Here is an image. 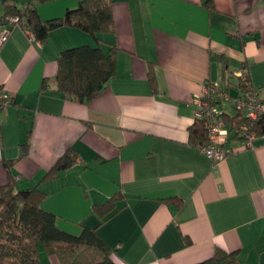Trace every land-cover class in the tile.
Wrapping results in <instances>:
<instances>
[{"label":"crops","instance_id":"obj_1","mask_svg":"<svg viewBox=\"0 0 264 264\" xmlns=\"http://www.w3.org/2000/svg\"><path fill=\"white\" fill-rule=\"evenodd\" d=\"M77 2L49 0L36 10L49 20ZM213 3L112 0L114 32L102 34V48L115 47L114 75L86 103L56 89V58L94 45L93 37L61 25L39 43L12 26L0 44V86L13 97L0 111V185L9 176L4 163L14 161L8 171L18 188L41 190L59 229L94 228L117 264H195L216 247L264 264V119L249 148L225 125L224 147L233 151L220 160L188 141L194 102L223 76L218 54L229 74L244 68L264 100V0ZM67 150L76 160L45 177ZM116 192L123 207L100 223L92 206ZM38 264L60 263L40 246Z\"/></svg>","mask_w":264,"mask_h":264},{"label":"trees","instance_id":"obj_2","mask_svg":"<svg viewBox=\"0 0 264 264\" xmlns=\"http://www.w3.org/2000/svg\"><path fill=\"white\" fill-rule=\"evenodd\" d=\"M49 0H30L18 6L12 0H3L0 25H9L7 17H16V25L32 34L35 41L44 43L49 31L57 26H76L89 33L94 45H79L61 50L56 58L55 87L65 98L78 103H86L96 97L107 86L114 75L115 47L105 52L102 48L104 33L114 32L112 0H78L77 5L67 9L61 17L42 20L36 10L37 4ZM209 10L214 8L213 0H201ZM221 59L223 76L217 87L205 83L210 93L211 103L219 110V118L224 125H230L233 138L243 140L239 127L245 125L255 138L263 134L264 110L254 118L247 116L248 94L254 88L247 71L229 74L225 57ZM147 76L154 86L151 70ZM45 83L41 88H44ZM208 100L202 95L200 101ZM264 106V100L260 98ZM223 103L229 108L224 109ZM200 104H196V117L188 131V141L199 147L208 141V127L199 114ZM255 140V139H254ZM27 151V143L21 146L20 156ZM76 155L67 150L57 159L45 177L54 176L69 167ZM14 163L5 162L9 174L8 181L0 185V264H38V249L41 246L48 254L55 255L60 264H117L113 252L100 238L94 228L82 227L79 234H71L56 226L54 213L41 207L45 194L37 187L18 188L11 177L9 168ZM120 192L114 193L105 202L92 206L100 223H103L124 204ZM169 203V201H166ZM178 205V204H177ZM195 264H243L236 251H226L216 247L212 255Z\"/></svg>","mask_w":264,"mask_h":264},{"label":"built area","instance_id":"obj_3","mask_svg":"<svg viewBox=\"0 0 264 264\" xmlns=\"http://www.w3.org/2000/svg\"><path fill=\"white\" fill-rule=\"evenodd\" d=\"M16 17H7V23L9 25H0V44L5 39L9 29L16 25ZM32 39L33 36L30 34ZM244 69L239 70L236 74L240 75L244 72ZM212 88L217 87L218 83H212ZM207 88L204 86L203 94L208 97V100L200 101L201 96H199L196 101V104H200L199 116L205 119L208 127V141L207 143L200 145L198 148L202 153H204L209 159L220 160L226 155L233 151L232 148L224 147L226 137L228 136V130L225 128V125L220 120L219 110L211 103L210 93L214 89ZM248 103H247V116L249 118H254L256 114L260 113L261 110H264V106L260 102V97L258 91L253 88L248 94ZM13 101V97L6 91V89L0 86V111L7 109ZM239 134L243 135L244 147H252L255 136L253 133L248 131V127L241 125L239 127Z\"/></svg>","mask_w":264,"mask_h":264},{"label":"rangeland","instance_id":"obj_4","mask_svg":"<svg viewBox=\"0 0 264 264\" xmlns=\"http://www.w3.org/2000/svg\"><path fill=\"white\" fill-rule=\"evenodd\" d=\"M223 108L226 109V108H229L225 103H223Z\"/></svg>","mask_w":264,"mask_h":264}]
</instances>
